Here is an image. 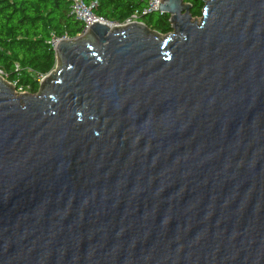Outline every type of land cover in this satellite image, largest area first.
Returning a JSON list of instances; mask_svg holds the SVG:
<instances>
[{
	"label": "water",
	"instance_id": "1",
	"mask_svg": "<svg viewBox=\"0 0 264 264\" xmlns=\"http://www.w3.org/2000/svg\"><path fill=\"white\" fill-rule=\"evenodd\" d=\"M202 1L0 75V264H264V0Z\"/></svg>",
	"mask_w": 264,
	"mask_h": 264
},
{
	"label": "trees",
	"instance_id": "2",
	"mask_svg": "<svg viewBox=\"0 0 264 264\" xmlns=\"http://www.w3.org/2000/svg\"><path fill=\"white\" fill-rule=\"evenodd\" d=\"M92 11L108 21H123L144 0H84ZM191 4L192 17H200L202 0H184ZM71 0H0V70L9 82H16L30 93L39 87L37 75L47 74L55 65L51 35L75 37L82 23L71 13ZM143 22L162 34L172 30L169 15L151 12Z\"/></svg>",
	"mask_w": 264,
	"mask_h": 264
},
{
	"label": "built area",
	"instance_id": "3",
	"mask_svg": "<svg viewBox=\"0 0 264 264\" xmlns=\"http://www.w3.org/2000/svg\"><path fill=\"white\" fill-rule=\"evenodd\" d=\"M144 1H145V5L142 8L135 9L123 21H108L103 17L96 15L92 11V6L95 4V2H92L91 4H87L84 2V0H71V5H70L71 13L82 23V30L77 35H81L85 33L88 30V28L93 23L96 22L106 23L109 26L113 27V26L126 25L132 22L142 21L140 19L144 15L156 11L159 7V4L161 3L160 2L161 0H144ZM67 39H69V37L66 34L61 36L52 34L51 38L49 39V44L53 48L60 40H67ZM0 75L4 77V73L2 70H0ZM45 75L38 74L36 78L37 81L40 83L44 79ZM10 83L15 86L16 92L21 93L22 90H24L21 87L17 88L16 82H10Z\"/></svg>",
	"mask_w": 264,
	"mask_h": 264
},
{
	"label": "rangeland",
	"instance_id": "4",
	"mask_svg": "<svg viewBox=\"0 0 264 264\" xmlns=\"http://www.w3.org/2000/svg\"><path fill=\"white\" fill-rule=\"evenodd\" d=\"M143 19H144V18L142 17L140 20H143ZM23 91H24V92H25V91L28 92L27 90H22V92H23Z\"/></svg>",
	"mask_w": 264,
	"mask_h": 264
}]
</instances>
